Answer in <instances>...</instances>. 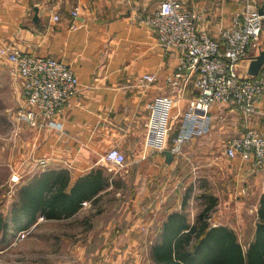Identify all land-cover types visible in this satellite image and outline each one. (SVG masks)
<instances>
[{
	"label": "crops",
	"instance_id": "crops-1",
	"mask_svg": "<svg viewBox=\"0 0 264 264\" xmlns=\"http://www.w3.org/2000/svg\"><path fill=\"white\" fill-rule=\"evenodd\" d=\"M163 1L166 0H0V46L63 61L73 68L81 84L77 96L57 117L63 130L32 128L30 159L49 161L41 172H65L68 188L99 170L105 179L103 191L84 201L87 205L83 204L73 217L45 221H71L109 196L120 198L122 188L127 187V206L122 212L104 214L97 227L89 220L81 223L88 238L74 245L79 252L77 264H141L137 252L152 250L171 214L185 213L188 224L195 223L197 215H190L188 210L195 197L190 196L184 203V190L193 182L180 173L185 168L181 161L184 156L203 158L193 170L232 176L225 202L240 209L235 220L217 223L211 219V227L231 228L246 251L248 246L244 248L238 233L248 229L245 218L251 215L248 244L255 236L264 197V167L258 169L254 163L239 158L229 159L227 167L223 159L231 138L243 136L249 128L264 133V96L258 105L259 113L249 118L228 106L214 107L207 134L192 138L181 154L174 155L171 164L166 163L163 152L154 153L145 147L148 105L156 97L169 94L164 80L177 66V56L157 42L154 30L139 22L142 16L156 12ZM180 1L186 8L202 10L208 16L200 28L211 37H218L220 25L228 24L234 13L249 4L246 0ZM252 1L259 7L264 5V0ZM75 8H79L78 27L72 29L71 12ZM56 16L59 20H55ZM145 74H156L158 81L143 86L141 78ZM16 81L21 99L23 81ZM195 93L193 79L185 98L171 112L174 127L166 150L174 148V138L184 128L186 110ZM113 148L126 156L124 168L105 159ZM27 164L34 167L32 161ZM30 165L24 168L26 175L32 172ZM190 186L196 188L195 183ZM144 234L150 235L148 240L140 238ZM144 259L150 264L148 255Z\"/></svg>",
	"mask_w": 264,
	"mask_h": 264
},
{
	"label": "built area",
	"instance_id": "built-area-1",
	"mask_svg": "<svg viewBox=\"0 0 264 264\" xmlns=\"http://www.w3.org/2000/svg\"><path fill=\"white\" fill-rule=\"evenodd\" d=\"M245 9L236 12L228 24H221L218 37H211L200 28L208 16L202 10H190L180 0L163 1L158 10L139 18V22L154 30L157 42L177 56L174 72L167 75L164 88L169 94L156 97L148 108L145 147L154 153L167 149L173 120L171 112L186 96L188 84L194 79L196 93L190 99L182 132L175 136L173 155L182 153L185 144L210 130V111L216 106L249 118L259 113L258 105L264 96V72L257 77L236 72L260 41H264V5L252 0ZM261 10L263 11L261 13ZM71 28L77 29L79 8L71 12ZM55 20H59L56 16ZM0 63L9 65L15 79L23 81L22 97L16 119L31 128L63 130L57 117L80 91L81 84L73 68L63 61L50 57L22 53L9 46H0ZM143 86L154 85L156 74H145ZM230 160L241 159L264 167V133L248 129L243 136L231 138L225 148ZM105 159L119 168L127 163L126 156L118 149L109 150ZM40 171L47 169L49 161L33 160ZM20 181L13 176L12 182Z\"/></svg>",
	"mask_w": 264,
	"mask_h": 264
},
{
	"label": "rangeland",
	"instance_id": "rangeland-1",
	"mask_svg": "<svg viewBox=\"0 0 264 264\" xmlns=\"http://www.w3.org/2000/svg\"><path fill=\"white\" fill-rule=\"evenodd\" d=\"M208 1L218 3L227 0ZM256 49L257 47L251 52V55ZM236 72L242 75L245 74L243 68L236 69ZM16 86L17 81L11 75L9 65L0 63V215L5 219L11 211L15 210L22 186L26 182H29L38 172H41L30 164L32 172L26 175L24 170L28 165V161H32L35 164L33 159H30L31 148L28 145L32 128L28 124L21 123L16 119L20 100ZM202 160L203 158L193 159L186 156L181 159L185 168L180 173L183 174L184 179L193 180L191 184L189 183L186 186V190H184L188 191L186 195L195 197L191 199L188 205L190 215H194V217L197 215L196 217H198L207 206L214 204L210 212L212 220L217 223L235 220L233 217L238 212V209H240L239 206L236 204L234 206L230 201L225 202L230 182L233 180L232 176L227 173L222 176L217 175V173L208 174L207 171L193 170L194 166L201 163ZM229 161L225 156L223 159V162L226 163L225 166H230ZM14 175L20 176L19 182H12ZM205 181L210 182L206 183ZM194 183L196 184V188L190 186L194 185ZM126 193L127 187L122 188L120 198L109 196L102 203L99 202L93 207L85 209L78 218L71 221L47 222L42 218L43 220H38L30 229L18 234L14 235L10 233L5 238L4 232H1L0 264H77L76 257L79 252L74 249V245L84 242L88 238L87 235L83 234L86 228L81 223L89 220L97 227V223L101 222V219L103 220L104 214L122 212L127 206ZM203 194L206 197L201 198L200 195L202 196ZM210 196L212 200L209 198ZM246 207L244 210H246ZM249 207H252V205ZM252 221L253 218L251 219V215H248L245 218V223H248V229L243 233H238L244 248L246 246L249 247L250 223ZM149 236V234H144L140 238L145 241L148 240ZM92 237L93 239L96 238L95 235ZM137 253H139L140 263L147 264V259L145 261L144 256L147 257L148 255L150 259L151 251L140 249V252ZM132 261H134V258L130 260V262ZM150 261V264H154L152 258Z\"/></svg>",
	"mask_w": 264,
	"mask_h": 264
},
{
	"label": "trees",
	"instance_id": "trees-1",
	"mask_svg": "<svg viewBox=\"0 0 264 264\" xmlns=\"http://www.w3.org/2000/svg\"><path fill=\"white\" fill-rule=\"evenodd\" d=\"M67 178L63 171H45L34 175L22 186L15 210L6 219L0 215V234L4 232L6 238L10 233L15 235L26 231L40 218H71L80 211L84 201L97 196L105 186L100 170L77 181L71 188H68ZM189 197L185 195V204ZM200 197L206 196L203 194ZM209 198L212 200L211 196ZM213 206H207L193 225L188 224L185 213L171 214L152 247L153 263L264 264V197L258 211L255 236L246 252L231 228L211 227Z\"/></svg>",
	"mask_w": 264,
	"mask_h": 264
},
{
	"label": "water",
	"instance_id": "water-1",
	"mask_svg": "<svg viewBox=\"0 0 264 264\" xmlns=\"http://www.w3.org/2000/svg\"><path fill=\"white\" fill-rule=\"evenodd\" d=\"M263 11L261 10V13ZM248 63V64H247ZM239 68H243L244 73L247 76L257 77L264 70V41H260L257 44L256 51L250 55L246 60L242 61ZM165 161L167 164H171L174 159V155L171 151H163Z\"/></svg>",
	"mask_w": 264,
	"mask_h": 264
}]
</instances>
